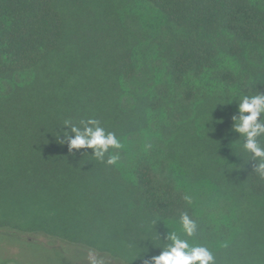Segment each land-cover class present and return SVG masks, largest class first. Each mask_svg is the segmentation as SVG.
<instances>
[{"label": "trees", "instance_id": "1", "mask_svg": "<svg viewBox=\"0 0 264 264\" xmlns=\"http://www.w3.org/2000/svg\"><path fill=\"white\" fill-rule=\"evenodd\" d=\"M261 93L264 0H0V230L139 264L175 236L264 264V157L236 130ZM73 128L122 147L70 148Z\"/></svg>", "mask_w": 264, "mask_h": 264}, {"label": "clouds", "instance_id": "2", "mask_svg": "<svg viewBox=\"0 0 264 264\" xmlns=\"http://www.w3.org/2000/svg\"><path fill=\"white\" fill-rule=\"evenodd\" d=\"M239 112L242 115L236 124V130L247 134L248 142L245 147L257 157H264V149H261L254 141L257 135L264 133V122H258V117L264 113V93L243 97L239 104ZM243 113H249V115L244 116ZM73 132L76 135L70 140V148H91L94 150V155L100 159L108 152L109 148L119 149L122 147L115 135L105 136L103 130L99 128L95 131L86 128L83 133L73 128ZM118 159L117 155H110L106 162L114 165ZM258 170H264V164H261ZM182 220L184 231L189 236L193 235L196 225L187 216H184ZM172 240V245L154 258L155 264H215L214 256L206 247L189 245L187 241L175 236L172 237Z\"/></svg>", "mask_w": 264, "mask_h": 264}, {"label": "rangeland", "instance_id": "3", "mask_svg": "<svg viewBox=\"0 0 264 264\" xmlns=\"http://www.w3.org/2000/svg\"><path fill=\"white\" fill-rule=\"evenodd\" d=\"M1 230L0 262L9 260L14 264L18 261H28V264H139L136 260L128 262L108 252H101L95 247L71 244L57 238L52 243L45 242L44 237H41V241H44L42 243H27V240H30L27 234L22 233V238L20 234Z\"/></svg>", "mask_w": 264, "mask_h": 264}]
</instances>
